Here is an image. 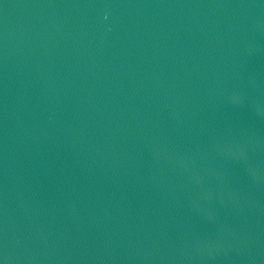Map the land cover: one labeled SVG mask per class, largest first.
<instances>
[{"label":"water","instance_id":"95a60500","mask_svg":"<svg viewBox=\"0 0 264 264\" xmlns=\"http://www.w3.org/2000/svg\"><path fill=\"white\" fill-rule=\"evenodd\" d=\"M0 264H264V0H0Z\"/></svg>","mask_w":264,"mask_h":264}]
</instances>
